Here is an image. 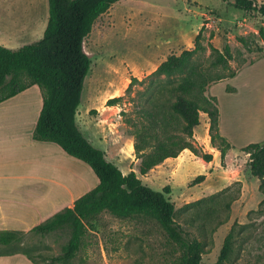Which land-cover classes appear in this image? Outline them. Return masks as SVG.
Here are the masks:
<instances>
[{
    "label": "rangeland",
    "instance_id": "1",
    "mask_svg": "<svg viewBox=\"0 0 264 264\" xmlns=\"http://www.w3.org/2000/svg\"><path fill=\"white\" fill-rule=\"evenodd\" d=\"M13 3V16L30 21L29 34L23 30L19 40L0 45L18 49L42 38L48 20L45 1L6 0ZM256 4L264 0H253ZM232 0H119L95 23L83 43L90 59V69L83 83L76 118L84 135L99 146L109 161L123 174L134 171L142 184L166 195L175 206V220L182 230L183 242L196 240L204 246L201 264L217 260L226 236L232 235V252L226 264H264V213L258 211V189L249 176L247 157L238 153L216 165L207 166L201 155L210 154L208 130L203 121L194 131L193 140L200 156L188 150L174 160L139 175L136 170L132 137L122 123L121 113L130 108L126 89L132 79L142 80L170 54L192 49L198 31L203 28L202 44L210 38L213 47L230 48V65L239 77L254 78L258 67L264 68V41L258 38L263 20L253 11L234 8ZM28 10V11H27ZM3 15H9L0 12ZM43 23L44 26H43ZM37 24V25H36ZM43 27V28H42ZM33 33V34H32ZM246 38L252 52L239 42ZM232 85L225 81L224 86ZM37 87V86H36ZM139 85L134 83L132 91ZM223 85L212 88L219 94ZM123 97L117 105L108 101ZM235 153V151H233ZM238 176L246 183L236 181ZM248 172V173H247ZM205 179L193 184L198 176ZM197 204L194 202L201 200ZM82 238L75 257L64 264H179L182 242L171 239L152 219L142 215L118 218L101 213ZM9 246L0 245V255H30L33 264H52L70 239V228H59L46 236L22 232ZM57 264V263H53ZM61 264V263H60Z\"/></svg>",
    "mask_w": 264,
    "mask_h": 264
},
{
    "label": "trees",
    "instance_id": "2",
    "mask_svg": "<svg viewBox=\"0 0 264 264\" xmlns=\"http://www.w3.org/2000/svg\"><path fill=\"white\" fill-rule=\"evenodd\" d=\"M118 1L48 0V20L41 39L18 49L0 45V103L37 86L42 104L32 139L57 145L68 156L86 164L97 179V185L76 199L73 208H65L28 232L46 236L59 228H70V239L61 254L49 260L64 264L75 257L82 238L89 228H94L93 222L101 213L118 218L142 215L154 220L171 239L182 242L179 264H201L205 248L196 240L183 242L175 206L166 197L170 188L154 191L142 184L134 171L123 174L103 150L88 141L76 123L91 64L83 43L94 23ZM231 3L236 9L255 12L264 22V3ZM258 38L264 41V26L259 28ZM202 40L203 28L196 34L192 49L170 54L142 80L133 78L125 91L130 108L121 113L122 123L132 137L139 175H146L166 159L177 158L184 150L200 156L193 136L203 119L208 124L210 145L219 152L221 163L232 149L219 132L217 100L207 96L206 91L212 84L235 77L238 70L230 65L232 55L227 45L219 50L211 45L210 38L206 45ZM239 42L247 52L253 51L246 38H239ZM134 83L140 87L136 92L132 91ZM123 99H110L108 105H117ZM241 151L247 155L250 176L258 181V211L263 208L264 213V140ZM201 158L206 163L212 161L211 154ZM204 179L200 175L192 183L200 184ZM20 234L21 231H0V245L15 243ZM231 240L229 233L217 260L210 264H226L232 252ZM25 255L31 259L27 252Z\"/></svg>",
    "mask_w": 264,
    "mask_h": 264
},
{
    "label": "crops",
    "instance_id": "3",
    "mask_svg": "<svg viewBox=\"0 0 264 264\" xmlns=\"http://www.w3.org/2000/svg\"><path fill=\"white\" fill-rule=\"evenodd\" d=\"M44 1L47 10L48 0ZM12 7L13 3L0 0V12L9 14H0V40L4 43L19 40L27 28L29 34L37 30L30 28V21L16 19ZM256 71L254 78L241 76L235 82L237 74L207 88V96L217 100L219 132L232 147L227 157L243 153V147L264 140V68L258 67ZM228 80L232 85L226 87L224 82ZM217 85H223L219 94L210 93ZM41 104V93L36 86L0 103V231L28 232L65 208H73L76 199L97 185L86 164L68 156L53 143L32 139ZM203 121L208 130L207 122ZM209 153L212 161L207 166H217L219 152L211 147ZM170 160L174 159H166L162 164ZM235 174L233 178L237 177L236 181L245 187L237 171ZM251 178L258 189L257 179ZM259 197L261 200L260 194ZM0 264L33 263L11 255L0 257Z\"/></svg>",
    "mask_w": 264,
    "mask_h": 264
}]
</instances>
